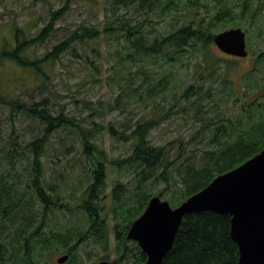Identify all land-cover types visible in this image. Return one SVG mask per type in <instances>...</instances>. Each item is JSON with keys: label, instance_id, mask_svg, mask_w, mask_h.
<instances>
[{"label": "trees", "instance_id": "obj_1", "mask_svg": "<svg viewBox=\"0 0 264 264\" xmlns=\"http://www.w3.org/2000/svg\"><path fill=\"white\" fill-rule=\"evenodd\" d=\"M45 2L46 0H36ZM70 1L50 12L48 24L33 38L27 36V31L19 27L13 28V44H4L0 47V107H8L12 115L21 114L31 129H39L41 135L35 137L26 146H22L23 153L14 159L13 156L5 158L27 163L32 166V179L27 189L34 191V196L40 202L42 209H38L30 202L32 197L26 191L19 190L17 179L19 174H13L0 168V264H42L40 259L48 248V239L45 238L43 227L46 225L49 212L62 211L64 205L58 197L47 193L42 184L41 157L45 150L48 137L60 129H69L78 133L83 145L84 154L89 156V162L94 167L92 171L93 183L89 185L86 193L87 199L80 208L88 215L89 227L87 230H76V242L71 245V236L57 239L62 243L69 256L68 264L78 263L76 252L82 243L93 240L96 243L108 245L104 220L100 217L98 201L101 190L105 184L104 160L105 152L93 140L95 129L80 126L77 119L61 111L54 114L50 99L42 96L41 100L6 99L2 91V67L14 63L22 69L32 70L37 79H49V72L44 68L51 66L64 55H71L84 64L96 68L94 60L86 53V48L92 42L103 36H117L123 40L124 52L115 50L122 64L135 61L164 59L171 64H183L186 56L204 52L205 70L207 77L202 73L195 83L188 86L176 101L181 105V111L189 115L193 121L205 122L192 138L184 139L157 146L151 143L149 136L152 130L161 126L168 118L169 112L160 111L156 117L142 118L134 126L128 127L130 133L118 132L114 126L110 128L118 139L132 141V153L126 160L117 161V165H126L128 174L134 175L137 186L133 193L128 188V210L123 206L114 213L121 216L126 224L116 226L117 246L115 249L117 264H147V256L142 252L136 242L127 239V234L135 219L146 209L151 197L145 191L146 183H166L168 187L180 184L181 190L170 204L179 206L185 200L207 187L218 175L232 171L241 166L262 150H264V79H258L256 72L248 73L240 86L236 85L226 71L219 69L220 59L208 57L209 45L213 44L214 27L219 18L230 17L232 1H240L242 15L250 13V0H216L222 7L217 16L207 25L198 24L188 17L183 25L173 33L166 36L150 38L145 31L146 22L136 21L133 24L125 18L120 24L109 23L101 30L96 26L79 25L70 31L65 39L59 41L42 58L29 57V51L54 36L56 24L70 10ZM81 1V0H79ZM90 1V0H89ZM181 0H114L111 5L112 14L122 10L128 13L133 8L142 14L161 11H176ZM97 4V3H95ZM85 46V49L82 50ZM129 49V51H128ZM91 53L101 56V52L92 47ZM232 64L231 61H225ZM45 87L42 82L38 88ZM162 93L168 88V81L160 83ZM156 86L152 87L151 94L156 95ZM41 90V89H40ZM44 93L42 92L41 95ZM231 103L230 108H236L233 115L227 117L216 115L206 118L208 106L217 108L221 104ZM34 126L36 129H34ZM208 136V137H207ZM206 141V142H205ZM205 142V147L201 145ZM18 144V145H17ZM177 144V145H176ZM10 145L17 148L19 143L10 137ZM197 145V147H194ZM194 147V148H191ZM18 149V148H17ZM26 150V151H25ZM12 151H9V155ZM94 152V153H92ZM8 155V156H9ZM13 160L8 166L14 167ZM13 163V164H12ZM124 185L119 184L114 189V199L119 201L124 195ZM167 189L161 191L162 194ZM55 192V189H51ZM177 191H174L176 193ZM177 201V202H176ZM79 208V207H78ZM71 212L70 209H67ZM51 238V237H50ZM102 260H108L103 257ZM239 249L231 237L230 216L204 212L187 216L178 232L174 247L165 258L163 264H237Z\"/></svg>", "mask_w": 264, "mask_h": 264}, {"label": "rangeland", "instance_id": "obj_2", "mask_svg": "<svg viewBox=\"0 0 264 264\" xmlns=\"http://www.w3.org/2000/svg\"><path fill=\"white\" fill-rule=\"evenodd\" d=\"M67 0H0V47L4 44H13V28L26 30L27 36L33 38L37 31L43 29L49 22L51 11L62 8ZM114 0H71L70 10L56 24L58 29L43 45L29 51V57L42 58L66 35L79 25L96 26L103 30L107 24H120L125 18L133 24L136 21L146 20L144 27L150 38L166 36L178 30L186 17L195 20L196 25L204 26L210 23L222 7L216 0H181L176 11H165L161 17L160 9L153 13L142 14L133 8L112 14L111 5ZM97 3V4H95ZM251 11L244 17L239 1H232V15L219 18L212 33L217 35L226 30L241 28L246 33L249 55L246 58H236L222 53L214 44L209 45L208 57L220 59V70L226 71L232 81L240 86L244 77L250 72H256L258 79H264V0H250ZM101 52V56L93 55L91 48ZM85 49V46L81 48ZM115 50L124 52L123 40L117 36H103L86 48V53L94 60L96 68L84 64L67 54L55 61L51 66L44 68L49 72V79L38 80L32 70L22 69L16 64L8 62L2 67V93L6 99L41 100L42 96L50 99L54 114L61 111L77 119V123L88 129H95L93 142L105 152V184L99 194L98 210L104 220L108 245L99 244L93 240L82 243L77 252L76 264H98L101 261L116 262L115 249L117 246L116 226L126 224L121 216L114 213L123 206L128 210L129 193L135 191L137 180L134 175L128 174L126 165H117L132 153V141L118 139L110 128L128 135V127L134 126L142 118L156 117L160 111L169 112L168 118L161 126L151 131L149 139L157 146L166 145L179 139L189 141L195 132L205 122H195L189 115L181 111V105L176 101L182 92L199 79L205 70L202 59L204 52L186 56L183 64H171L164 59L147 60L140 62L137 59L122 64ZM129 51V49H128ZM232 64H226L225 61ZM168 81L165 93L160 83ZM44 83L45 87L38 88ZM156 86V95L151 94V88ZM41 89V90H40ZM161 89V90H160ZM44 93L41 95V93ZM231 103L221 104L217 108L208 106L205 119L216 115L227 117L233 115L236 108H230ZM21 117V114L12 115L10 108L0 107V168L8 172L19 174L18 188L26 191L32 197L30 202L38 209H42L34 196V191L27 189L32 179V166L26 161H14L23 153L22 146H26L35 137L40 136L39 129L34 131ZM113 125V126H112ZM34 129L36 127L34 126ZM10 137L21 144L14 148L10 145ZM208 137V136H207ZM206 142V141H205ZM205 142L201 147H205ZM18 145V144H17ZM177 145V144H176ZM197 147V145H194ZM191 147V148H194ZM9 151H12L10 155ZM26 151V150H25ZM94 153V152H92ZM9 155V156H8ZM13 156L14 167L8 166L5 158ZM89 156L84 154L83 145L78 133L69 129H60L48 137L45 150L41 157L42 184L47 193L58 197L64 208L62 211L49 212L46 225L43 227L45 238L48 239V248L40 259L42 264H60L58 260L67 255L66 249L57 239L71 236V245L76 242L74 232L87 230L89 227L88 215L80 208L87 199V189L93 183L92 171L94 167L89 162ZM12 163V164H13ZM1 168V169H2ZM119 184L124 185V195L119 201L114 199V189ZM168 187L166 183H146L145 191L148 195L162 193V199L169 202L180 196V184ZM55 189V192H51ZM174 191H177L174 193ZM177 202V201H176ZM175 207V204H171ZM79 207V208H78ZM67 209H70L68 211ZM51 237V238H50ZM108 257V260H102ZM64 264H68V261Z\"/></svg>", "mask_w": 264, "mask_h": 264}, {"label": "water", "instance_id": "obj_3", "mask_svg": "<svg viewBox=\"0 0 264 264\" xmlns=\"http://www.w3.org/2000/svg\"><path fill=\"white\" fill-rule=\"evenodd\" d=\"M213 44L232 57L246 58L249 54L246 33L241 28L215 35ZM204 212L230 216L231 237L239 249L237 264H264V150L218 175L175 208L162 199V194L151 197L144 212L133 221L127 239L138 244L147 256V264H163L184 219ZM68 259L64 255L58 262L64 264Z\"/></svg>", "mask_w": 264, "mask_h": 264}, {"label": "flooded vegetation", "instance_id": "obj_4", "mask_svg": "<svg viewBox=\"0 0 264 264\" xmlns=\"http://www.w3.org/2000/svg\"><path fill=\"white\" fill-rule=\"evenodd\" d=\"M97 198H99V196H96Z\"/></svg>", "mask_w": 264, "mask_h": 264}]
</instances>
